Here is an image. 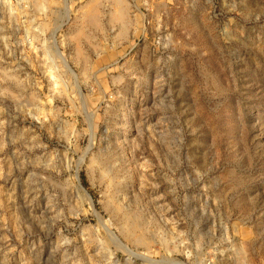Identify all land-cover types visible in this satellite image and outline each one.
Masks as SVG:
<instances>
[{
  "label": "rangeland",
  "instance_id": "obj_1",
  "mask_svg": "<svg viewBox=\"0 0 264 264\" xmlns=\"http://www.w3.org/2000/svg\"><path fill=\"white\" fill-rule=\"evenodd\" d=\"M207 257L264 264V0H0V264Z\"/></svg>",
  "mask_w": 264,
  "mask_h": 264
},
{
  "label": "built area",
  "instance_id": "obj_2",
  "mask_svg": "<svg viewBox=\"0 0 264 264\" xmlns=\"http://www.w3.org/2000/svg\"><path fill=\"white\" fill-rule=\"evenodd\" d=\"M214 260V259H213ZM212 260L211 257H207L204 261H203V264H213L214 261Z\"/></svg>",
  "mask_w": 264,
  "mask_h": 264
},
{
  "label": "bare ground",
  "instance_id": "obj_3",
  "mask_svg": "<svg viewBox=\"0 0 264 264\" xmlns=\"http://www.w3.org/2000/svg\"><path fill=\"white\" fill-rule=\"evenodd\" d=\"M80 188V187H79Z\"/></svg>",
  "mask_w": 264,
  "mask_h": 264
}]
</instances>
